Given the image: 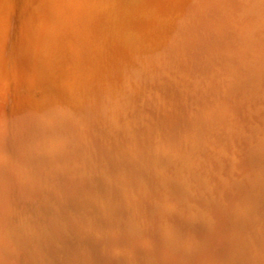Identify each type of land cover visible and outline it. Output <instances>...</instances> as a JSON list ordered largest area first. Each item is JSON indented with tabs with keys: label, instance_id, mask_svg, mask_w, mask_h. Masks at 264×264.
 Wrapping results in <instances>:
<instances>
[{
	"label": "bare ground",
	"instance_id": "obj_1",
	"mask_svg": "<svg viewBox=\"0 0 264 264\" xmlns=\"http://www.w3.org/2000/svg\"><path fill=\"white\" fill-rule=\"evenodd\" d=\"M14 22H18L20 25L17 29H13L12 27ZM12 37H15V39H12ZM207 43L210 47L207 46ZM209 43L213 45V48H211L212 46ZM13 44L15 46L12 51ZM262 47L264 48V0H2L0 3V53L4 51L7 54H5L6 57H4V59H6V65L4 63L0 64V93H2V97L8 98L6 108L12 113L11 116H14L20 109L25 107L29 110L30 116L27 118L24 129L20 130V136L14 145L12 147L9 146L6 150L0 148V157L2 158L0 165V264H39L34 258L35 253L39 251V256H42L44 249H46V247H51V237H47L42 233L44 230L43 228L54 226L55 232L58 235H62L68 231L71 227L70 223L73 219V215H65L60 210L62 207L67 208V206L81 204V201H77L78 196L83 192L84 184L90 183L88 181L91 171H89L88 174V171L85 175L83 174L84 170L89 166L87 162L91 159L95 160L96 156L99 155V151L97 152V150H99L100 147L106 146L107 143L108 147H106L108 149L109 145L111 146L113 144V140H111V144L108 143L111 135L112 137L114 135L119 141L128 138L133 142V145L136 144V147L138 145L139 148V143L145 141L147 147H150L148 143H150L149 139H151V137L148 135L146 138L144 137L146 131H148L147 128L144 127L147 123V120L144 121V111L146 108L143 111L140 109L144 112V120L141 118L142 121H144L143 127L140 125L141 119H136L140 110L137 115H134L136 117H130L131 119L129 120L124 121L125 119L121 120V118H119L123 109L131 106V98L138 94L141 95V93L146 90V86L143 84L144 77L149 78V80L154 79L155 81L159 79V82H161L160 79H163L164 76L166 78V75H168L173 68H175V70L180 69L179 71L184 70L186 73V71L188 72L189 68H191L190 59L192 60L191 62H193L194 58L191 57L196 56L195 52L205 53L208 59L206 65L209 68L210 66L208 65H219L216 64L218 63L217 60H220V57H223L222 55H226L225 59L221 58L223 59L221 64L222 69L228 72V74H234L237 72V67L241 65V60L244 66V62H247L249 59L252 64V57L254 56L255 60V54L260 52ZM238 50H242L243 53L239 51L242 55ZM226 51H229L228 53L236 51V53L238 52L241 56L232 59L230 58L231 55L229 56L228 54L227 56L225 53ZM191 52H193L195 56H192L193 54L191 55ZM186 53H190L189 55H191V57H187L188 55L184 57ZM202 53H197V55H204ZM261 56H258L256 60L261 58ZM1 57L2 54H0V59H2ZM206 57L204 56V59H202L206 60ZM202 59L201 61H203ZM244 59L248 60L244 61ZM1 61L2 60H0V62ZM201 61L198 62V64L201 63ZM263 62L264 60H262V63ZM202 63H204V61ZM250 63L246 64L249 65ZM256 65H258V62ZM256 65L252 66L256 67ZM217 67L218 66H216V69H218ZM250 68H248L249 71H252L254 67ZM257 69H261V67ZM175 70L172 72L173 74ZM212 71H214L213 67ZM262 71L263 69L259 72L263 74ZM217 72L218 70L216 73ZM212 73L214 74L215 72H211V74ZM193 74L195 75V73ZM193 74L192 77L194 76ZM221 74L216 75L219 78L220 76L223 78L225 75L223 74L224 76H222ZM175 75L176 74L173 76ZM216 75L214 74L213 76L215 77ZM203 76L206 77V75ZM179 77L181 76L178 74V80L176 79L177 75L174 79L179 82ZM192 77L189 76L188 78L191 79ZM209 78H206L207 81ZM200 80L204 82L205 78H200ZM209 81L212 82V80ZM175 82H173V84H175ZM181 82H183V84L186 83L184 81H180L179 83ZM178 84H176V86ZM188 84L190 83H187L186 87ZM196 84L197 83L193 85L196 86ZM227 84L229 85V83ZM164 86H166V88L169 87L167 85ZM179 86H181V84H179ZM182 87L185 86L182 85ZM197 88L192 89L196 90ZM227 88H230V86ZM214 89L217 90L216 88ZM172 90L174 89H171V91ZM160 91L163 92L164 90L160 88ZM187 91L191 93V90ZM212 91L210 89V95ZM161 94L162 93H160V95ZM166 94L162 96L163 98H160L166 99V97H164ZM227 94L228 93H226V95ZM168 96L167 94V97ZM195 98L198 101V97L196 96ZM155 99V102L152 101V104L157 103L155 106H158V103L160 105L163 104V102H157L159 97ZM165 99L164 101L167 102ZM204 99L206 98H203V100ZM211 99L212 98L209 99V102H211ZM170 104L172 103H169V105ZM185 104H187V107L192 106L190 103L189 106L188 103L185 102ZM174 105L175 104H173V106ZM152 106L153 105H151L150 108H152ZM155 106L154 108H156ZM196 106L198 105L194 107ZM154 108H152V110ZM229 108V103L222 101L214 102L211 108L206 110L202 116H199L201 118H199L198 115H193L194 113L191 111L193 113L190 112V114H192V116L190 115L191 125L199 128L204 115L212 118V120H224L227 112L230 111ZM157 110L160 109L157 108ZM162 110L164 111V109ZM155 112H153V114ZM141 114H139L140 117ZM199 114L201 115V113ZM228 115H230V113ZM162 116V121L164 125L167 126V129L168 127L172 128L177 117H179L171 108L170 110L168 109L164 115L162 114ZM208 117L206 119H208ZM206 119L204 122L207 123ZM151 123L150 125L152 126ZM215 125H212L214 130H221L218 128V125L217 127H215ZM3 126L4 124L0 116V132ZM157 127H159V125ZM143 128H146L145 134L142 131ZM222 128H224L225 131L229 129V131H231L233 129L224 126H222ZM157 129L158 130L154 129L153 131H162V128ZM169 129L167 131L164 129L161 134L166 137L171 136V131ZM179 131H181V128ZM174 133L172 131V135ZM161 134H159V136H162ZM141 136L144 138L140 141L139 138H141ZM173 136L179 137V135L176 134ZM112 137L110 139H112ZM175 137L172 138L170 146L173 148L174 152H184L190 160L186 165L179 166L177 172L184 171V173H187L193 165H195V162L198 161V158L202 156V158H204V156L206 158L207 153L206 155L204 154V147H187L184 145L185 141L182 143L186 147H182V143L180 145L179 140H176ZM189 138L190 137H188V139ZM164 142H166V140ZM124 143L128 144L129 142L127 143L126 141ZM129 144L132 145V143ZM163 144L165 145V143ZM122 146H124L123 143ZM106 147L103 148L106 149ZM120 147L121 144H115L114 148H109L108 151L113 149V151L117 152V150H120ZM103 150H100V152ZM142 150L145 149L143 148ZM134 151H132L133 154H130L134 155ZM122 152L123 154L126 153L124 150H122ZM110 154L111 153L107 154V156ZM102 155L103 154H101L100 157H102ZM213 156L217 155L213 154ZM109 157L110 156H108V158ZM129 157L131 156H126L127 159ZM102 158L105 161V156ZM123 158L121 157V159ZM135 159L137 158L135 157ZM98 160L95 161L97 162ZM212 160L213 159L209 158L211 164L214 161ZM112 161L113 162H110L111 164L109 163V167H107L108 163L105 162V168H108L110 171L109 175L111 173L116 175V171L120 169L122 161L120 159ZM124 161L126 162V160ZM204 161L209 164V161ZM136 162L138 163V161ZM203 162L201 161L200 164ZM70 163L73 165L70 166ZM126 163L125 166H127ZM143 163L145 162L143 161ZM138 164L140 165V163ZM196 164L198 165V163ZM93 167L92 165V168L90 167L88 170H95ZM197 167H199V165ZM203 167L207 170L210 168L209 165ZM218 168H220V166L217 167V169ZM199 169L200 168H198V170ZM212 170L217 172L214 168ZM201 171L202 170L198 171V173L200 174ZM97 172L99 174V171ZM136 172L139 173L140 171ZM94 173L96 174V171H94ZM101 173L102 172H100V174ZM109 175L106 176L109 177ZM185 175L187 176V174ZM204 175L205 174H202L200 176ZM102 177H104V175ZM121 177L118 178L120 179ZM208 177L209 175L204 176L200 189L202 188L203 190L209 187ZM188 178L193 181V178L187 177L186 180L188 182ZM228 178L230 177L228 176ZM128 179L130 180L131 178ZM106 180H108V178ZM113 180L111 184L114 185ZM108 181H105V179L98 181L101 190V192H98H100L102 196H108L110 190L106 185ZM126 182L128 181L125 179V184ZM213 183H211L212 186ZM221 183L220 185H222ZM261 184L262 183L257 184V186L259 185L260 187ZM220 185H218V187ZM230 186L228 185L227 187L229 188ZM113 187L116 188V186ZM258 191L262 193V190L260 191V189H258ZM117 193L118 191L116 194ZM20 194H22L21 197H19ZM16 197L20 199L17 208L12 204V200ZM115 198L116 196L114 200ZM114 200L112 199L111 201ZM199 203L198 201V204ZM66 212L68 211L65 209V213ZM175 217H173V219ZM170 221L171 220L168 218V223ZM175 221H177L176 218ZM160 225H162L161 222ZM164 226L166 225L164 224ZM178 232L180 233L179 230ZM253 245L255 244H252V246ZM253 247L254 249L252 250H255V246ZM155 250H159V247ZM237 250L239 251V249ZM79 251L82 250L80 249ZM243 251L245 252L244 249ZM154 252L156 251L152 253ZM239 252L242 251L240 250ZM165 253L163 251L162 254L165 255ZM255 253L257 254L259 252ZM158 254L160 255L159 252ZM153 256L156 257L155 255ZM166 256L168 255L166 254L165 257ZM248 258H245V260H251L250 258L252 257ZM239 260H236L235 264ZM245 260H242L241 263L243 264ZM41 261L39 260L40 264ZM148 262L150 261H147V263Z\"/></svg>",
	"mask_w": 264,
	"mask_h": 264
},
{
	"label": "rangeland",
	"instance_id": "obj_2",
	"mask_svg": "<svg viewBox=\"0 0 264 264\" xmlns=\"http://www.w3.org/2000/svg\"><path fill=\"white\" fill-rule=\"evenodd\" d=\"M207 46L210 47L208 43ZM211 46H212L211 48H213L212 44ZM239 51L242 52V50H238V52ZM193 52H191V55L193 54L192 56H195ZM228 52L229 51H226L225 53L227 54V56L228 54L229 56L231 55L230 58L232 59L241 56L243 53V52L242 53L239 52L241 54L239 55L238 52L236 53V51H233V53L232 51L230 53ZM195 53H196L195 57L197 56L199 57L197 58L191 57V55H189L190 53L188 54L186 53L184 55V57L188 55L187 57L194 58L193 59L194 63L191 62L192 60L189 58L191 68H189L188 72L186 71V73L184 70L179 71L180 69L175 70V68H173L169 72V74L166 75V78L164 76L163 79H160L161 82H159V79L158 80L156 79L157 81H155L154 79L149 80V78L144 77L143 84H145L144 86H146V90L143 93H141V95L138 94L137 96L131 98L130 100L132 103L131 106L127 107L126 109H123L122 113L119 115V118H121V120L125 119L124 121L129 120L132 117H136L134 115H137L140 109H142L143 111L146 108L144 111L145 114L140 110L139 114L142 113L141 117L138 114L136 119L140 120L142 118L144 120V115H145L144 121L147 120L146 121L147 123L145 124L146 126L144 125V121H142V119L140 125L142 127L144 125V127H146L147 130L149 131V132L146 131V128H143L142 130L144 134L146 131V135L144 136L145 138L147 135L151 137V139H149L150 143H148V146L150 147H147V143L145 144V141L139 143L140 145L139 148L138 145L137 147L136 144L133 145V142H131V140H129L128 138H124V140L121 139V141H119L114 135L113 137L112 135L109 137L110 141L108 142L107 140L109 144H111L112 143L111 140H113V144L111 146L108 144L109 148L112 147L114 148L115 144L116 145L121 144L120 150H117L118 152L117 153L116 151H113V149H111L113 151L112 153L111 150L108 151L109 148L107 149L108 146L106 143L107 147L103 146L106 147V149L100 147V149L97 150V152L99 151V155L96 156L95 158V160H98L99 158L105 156V161L103 160V158L98 160L97 162L94 159L88 160L87 163L89 164V166L87 165L88 167L84 170L83 174L85 175L87 171L88 174L89 171H91L89 173L90 176L88 181L90 183L84 184L83 192H82L83 194L81 193L78 196L77 201H81V204L76 206H72V205L67 206V208L62 207L61 210L59 209L65 215H71V214L73 215V219L70 223L71 227L68 229L67 232H65L62 235L56 234L54 226L43 228L44 230L42 233L45 234L47 237L49 236L51 237V247H46V249H44V251L42 252L43 257L39 256L40 255L39 251L38 253H35L34 258L36 262L40 264L39 260L40 261L42 260L41 264L44 263V261H45L44 264H48V263L49 264H211V263L235 264L236 260H239V258L240 260L242 258H243L242 260H245V258L252 257L250 258L251 260H248L249 259L248 258L245 260V262L243 261L244 262L243 264H264V192H263L264 191V66H263L264 62L262 63V60H264V48L262 47L260 52H257V54L254 53L256 55L255 56L256 58L254 60V56L252 57L254 60V62L253 60L251 61L252 64L249 61L250 59L249 60L244 59V61L247 60L249 61V62L248 61L244 62L245 63L244 66L241 60L240 61L241 65L237 67V72H236L237 74L236 73L228 74V72L222 69L221 64L223 59H225L226 55H222L223 57H220L221 62L220 60H217L218 63H216L217 61L215 62L216 64H219L216 65L218 66L217 67L218 69H216L215 64L208 65L210 66V68L207 67L206 64L208 59L205 53L202 52H195ZM197 53L198 54L202 53L204 55H197ZM204 56L206 57V60H203ZM258 56L259 57L261 56V58H258V60H256ZM201 59L204 61L205 64L202 63L203 61H201ZM200 61L201 63L198 64V62ZM256 61L258 62V65H256L257 63ZM246 63L247 64L250 63L251 65L250 64L247 65ZM200 65L202 66V68L204 69L206 68V69L205 70L202 69ZM252 65H256V67ZM249 66L252 68L254 67L252 71L253 70L255 71L253 72L251 70L249 71L248 69L250 68ZM212 67L214 71H212ZM260 67L261 69H257ZM262 69H263L262 71L263 74L259 72ZM174 70H175L174 74L177 75L176 79L178 80V74H179V76H181L179 77L180 78L179 82L184 81L186 82L185 84H183V82L179 83L177 82V80L174 79L176 76V75L173 76L174 74L172 72H174ZM217 70L218 72L221 70L219 74L218 72L216 73ZM211 72H215L214 73L215 75L216 74L220 75L222 72L221 75L222 76L225 75V76L223 78H221V76L219 78L217 75L214 77L213 76L214 74L212 73L213 74L212 75ZM193 73H195V75ZM192 74L194 75L193 77ZM244 74L247 76H245ZM203 75H206V77H204ZM187 76L188 77L190 76L193 79L192 78L190 79ZM199 77L201 79L205 78L206 81L204 80V82H202ZM206 78H209L208 81ZM209 80H212V82ZM172 81L173 82L176 81L177 83L175 82V84H173ZM178 83L181 84V86H179ZM187 83L190 84H188V86L186 87ZM195 83H197L198 86L200 85L199 86L200 88L197 86V84L196 86L193 85ZM227 83H229V85ZM163 84L169 87L166 88V86H164ZM176 84L178 85L176 86ZM182 85H184L185 87H182ZM229 86L230 88H227ZM159 87L164 91L163 92L160 91ZM192 88H197V89L195 90ZM214 88H216L217 90H215ZM171 89L174 90L171 91ZM210 89L211 91L214 90L211 92V95L209 94ZM187 90L189 91L191 90V93L188 92ZM201 90L204 92H202ZM229 90L234 92L232 93ZM206 91L208 94L206 93ZM213 92L216 93L214 94ZM160 93L162 94L160 95ZM163 93L165 94L167 93L169 95L167 97L166 94V96H164L166 97V99L165 98L164 99L172 104L169 105V103L165 102L164 99H161L163 98L162 96L165 95ZM198 93L200 96L198 95ZM226 93L228 94L226 95ZM194 95L198 97L197 98L198 101L196 100L195 98L196 96ZM157 96L159 97V100H161V101L157 100V102H163L162 104L163 106L160 105L159 103H158L159 107L155 106L157 105V103L152 104V101L155 102L156 100L155 98H158ZM213 97L214 98L217 97V98L214 99ZM203 98L206 99L203 100ZM210 98H212L211 102H209ZM199 100H201L202 102ZM221 101L225 103H229L230 106L229 108L230 111L227 112L224 120H217V119L212 120V118H209L208 116H207L208 119H206L207 117L206 115H204L202 117L203 119L202 120L200 119L201 124L199 125L200 126L199 128L191 125L190 115L192 116V114L194 113L193 115H198V117L202 116V114L206 110H208L209 108H211V106L214 105V102H221ZM185 102L188 103V106L190 104L192 106L187 107L186 106L187 104H185ZM173 104L175 105L173 106ZM151 105H153L152 108H154L155 106L156 108L154 109L157 110V108H159L160 110H157L158 112L154 109L152 110V108H150ZM195 105L198 106L194 107ZM170 108L174 110L177 116H179L177 117V120L173 125L175 127L172 126L173 129L171 127H168V129L170 128L169 130L171 131V136L176 134L179 135L180 138L178 136L176 137L173 136L172 138L175 137L176 140H179L180 145L182 142L185 141L184 145H186L187 147L188 146L195 148L198 146L202 148L204 147L203 148L204 154L206 155L207 153L206 158L205 156H204L205 159L202 158L203 156L201 157L202 160L201 158H198V161L195 162L196 166L193 165V167L190 169L191 171L189 170V172L187 173H184V171H180V172L177 171L179 166L181 167L182 165L184 166L187 163H189L190 161L189 158H187V155L184 152L183 153L174 152L173 148L170 146L172 140V138H170L171 136L166 137L161 134L164 129L165 131L168 130L167 126H165L162 121L163 120L162 114L164 115L168 109L170 110ZM162 109H164V111ZM150 111L151 112L156 111L157 113L159 112L161 113L157 114L155 112L153 114V112L151 113ZM190 112L192 114H190ZM187 113L189 116L187 115ZM199 113H201V115ZM229 113L230 115H228ZM227 115L229 116L230 119L228 118ZM205 119L207 123L204 122ZM150 123L152 124V126L150 125ZM147 124L150 126H148ZM158 125L159 127H157ZM212 125H215V127H217L218 125L219 126L218 128H220L221 130L219 129L214 130L212 128ZM222 126L226 128L230 127L233 129L231 131H229L230 129L228 131L227 130L225 131L224 128H222ZM179 127L181 128V131H179L180 130ZM150 128H154L155 130H158L157 128L160 129L162 128V131L155 132L153 131L154 129H150ZM222 130L225 132H223ZM172 131L173 133L175 132L173 135H172ZM159 134H161L162 136H159ZM111 137L112 139H110ZM144 137L141 136V138H139L140 141ZM188 137L190 138L188 139ZM165 140L166 142H164ZM122 141L124 142L127 141V143L128 142L132 143V145L128 143L129 144L128 147V144H125ZM122 143L124 144V146H122ZM163 143H165V145ZM158 145L159 146L161 145L160 148ZM184 145L182 143L181 146L186 147ZM141 148L142 149L144 148L145 150H142ZM138 149L141 152H139ZM100 150L103 151L100 152ZM122 150H124V152L126 151L127 154L126 153L123 154ZM131 150L138 151L140 154L134 151V155H132L133 152ZM107 151L111 153L110 155H108L110 156L109 158L107 156V154H109ZM143 151H145L146 153ZM101 154H103L102 157H100ZM213 154L214 155L216 154L217 156H213ZM129 155L131 157L127 159L126 156ZM121 157L124 158L121 159ZM135 157L137 159H135ZM209 158L214 160V161L212 160L213 161L212 164L215 161L217 162L213 164V166L215 165L214 167L210 163L211 160L209 161ZM115 159L118 160L120 159L122 161V164L120 165V169L118 170L119 172L116 171L117 176L115 174L113 175L112 173L109 175L110 171L108 170V168H105L106 163H108L107 167H109L110 166L109 163L113 162L112 160ZM124 160H126L127 163ZM204 160L209 161V164L208 162L206 163ZM136 161H138L140 165ZM143 161L145 163H143ZM201 161L202 162L204 161L203 162L204 165L203 163L200 164ZM95 163L98 164L96 165ZM125 163L127 166H125ZM196 163H198L199 167H197L198 165ZM69 165L72 166L73 164L70 163ZM92 165L94 166L93 168L95 170L92 169L88 170L90 167L92 168ZM205 165H209L210 168L208 170L205 169L203 167ZM201 166L203 169L201 168ZM219 166L221 169L220 168L217 169V167ZM198 168L200 169L198 170ZM213 168L214 170H217V172L216 171L214 172L212 170ZM194 169L196 170L197 174ZM128 170L130 173L128 172ZM197 170L198 171L202 170V171L199 174ZM94 171H96L97 175L94 173ZM97 171H99V174ZM136 171L138 172L140 171L141 173L140 172L137 173ZM100 172L102 173L104 172V173L100 174ZM105 174L107 176L109 175V177H107ZM185 174H187V176ZM202 174H205L206 176L209 175L208 183L211 185V186L209 185V187L203 190L202 188L200 189V187L202 186L203 178L205 176V175L200 176ZM101 175L102 176L104 175L105 178L102 177ZM228 176L230 178H228ZM118 177L121 178L119 179ZM126 177L131 179L129 180ZM187 177L193 178V181L192 179L190 180V178H188L189 179L188 182L186 180ZM107 178L110 182L106 180ZM102 179L108 181L107 182L108 184L106 183L107 187L110 189V190L108 189L109 190L108 196H102V194L100 193L101 190L98 181H102ZM125 179L126 181H128L126 182V184H125ZM112 180L114 182V185L111 184ZM211 183H213V186ZM220 183L222 185H220ZM228 183H230L231 186ZM260 183H262L260 187L262 186L261 188L263 189H261L259 185L257 186V184ZM218 185L220 186L218 187ZM228 185L230 186L229 188L227 187ZM113 186H116V188ZM257 188L260 189V191L262 190V193H260ZM117 191L118 193L116 194ZM170 195H172L174 199ZM115 196L116 198L114 200ZM112 199L114 201H111ZM198 201L200 202L199 204ZM65 209L68 212L65 213ZM172 216L173 217L176 216L175 218L177 221H175V218L173 219ZM168 218L171 220L169 223H168ZM171 218L173 219V221ZM156 221L158 222V224ZM160 222L162 225H160ZM164 224L166 226H164ZM178 230L180 231V233L178 232ZM241 243L243 246L241 245ZM252 244H255L253 245L255 246V250H252L254 249ZM84 245L87 248H85ZM248 245H250L251 247ZM256 246L259 251L256 249ZM157 247H159V250H155L157 249ZM80 249L82 251H79ZM237 249H239V251L241 250L242 252H239ZM243 249L245 250V252L243 251ZM153 251L156 252L152 253ZM163 251L164 253L166 252L165 255L167 254L168 256L165 257V255L162 254ZM254 251L259 253L256 254ZM158 252L160 253V255L158 254ZM153 255H155L157 258L154 257ZM242 260L240 262L237 261L236 264L239 263L242 264L241 263ZM147 261L150 262L147 263Z\"/></svg>",
	"mask_w": 264,
	"mask_h": 264
},
{
	"label": "water",
	"instance_id": "obj_3",
	"mask_svg": "<svg viewBox=\"0 0 264 264\" xmlns=\"http://www.w3.org/2000/svg\"><path fill=\"white\" fill-rule=\"evenodd\" d=\"M1 2L2 0H0V3ZM19 26L20 25L18 22H14L12 27L13 29H17ZM12 39H15V37L14 38L12 37ZM14 46L15 45L13 44L12 51L14 49ZM0 54H2V57H1L2 59H0L2 61L0 62V64L4 63L6 65V59H4V57H6L5 54L7 53L2 51V53ZM0 80H1V77H0ZM0 96L2 97V93H0ZM1 97H0V116L3 121L4 126L0 132V148H4V150H6L9 146L12 147L14 143L16 142V140H18L20 136L19 132L20 130H23L24 127L26 126L25 124L30 114H29V110L25 107L23 109H20L14 116H11L12 113H10L6 108L8 98L2 97L1 99ZM1 162H2V158L0 157V165H1ZM21 196L22 194L19 195V197ZM18 198L16 197L15 199L12 200V204L16 208L19 205L20 199Z\"/></svg>",
	"mask_w": 264,
	"mask_h": 264
}]
</instances>
